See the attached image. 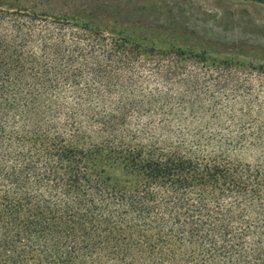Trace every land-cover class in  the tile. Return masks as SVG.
I'll list each match as a JSON object with an SVG mask.
<instances>
[{
  "label": "trees",
  "instance_id": "obj_1",
  "mask_svg": "<svg viewBox=\"0 0 264 264\" xmlns=\"http://www.w3.org/2000/svg\"><path fill=\"white\" fill-rule=\"evenodd\" d=\"M54 19L0 9V264H70L58 244L81 225L155 239L156 264L188 233L207 247L195 264H264V103L256 132L175 128L173 69L145 74L128 39Z\"/></svg>",
  "mask_w": 264,
  "mask_h": 264
},
{
  "label": "rangeland",
  "instance_id": "obj_2",
  "mask_svg": "<svg viewBox=\"0 0 264 264\" xmlns=\"http://www.w3.org/2000/svg\"><path fill=\"white\" fill-rule=\"evenodd\" d=\"M0 9L36 16L38 28L44 25L43 20L52 23L54 18L68 20L74 26L73 29L66 27L65 34L69 36L86 29L90 34L99 32L102 36L128 39L139 47L137 62L147 70L145 74L155 64L173 69L179 77L167 89L162 88V95H168L171 102L163 110L164 119L169 120L167 115L171 114L177 119L170 126L190 131L213 128L234 134L242 128L257 130L264 103L263 3L252 0H0ZM53 27L54 24L48 27L51 34ZM38 48L29 47L31 58L25 57L24 62L40 64ZM218 72L225 75L224 83L219 82ZM147 76L152 90H160L154 75ZM182 98L184 103H180ZM130 224L134 226L138 222ZM82 226L73 228L68 240L62 236L58 244L70 264L157 262L150 250L153 243L157 244L155 239L123 240L121 236L125 232L105 233L98 225L95 231L86 234ZM123 229L128 230V226L125 224ZM47 244L52 249L53 239ZM161 244L166 251L162 264H195V251L207 248L190 233L168 237Z\"/></svg>",
  "mask_w": 264,
  "mask_h": 264
}]
</instances>
